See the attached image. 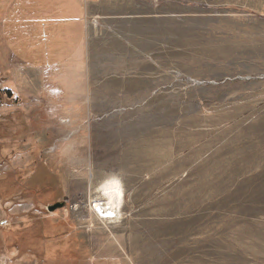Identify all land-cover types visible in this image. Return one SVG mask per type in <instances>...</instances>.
I'll return each mask as SVG.
<instances>
[{
	"label": "rangeland",
	"instance_id": "rangeland-1",
	"mask_svg": "<svg viewBox=\"0 0 264 264\" xmlns=\"http://www.w3.org/2000/svg\"><path fill=\"white\" fill-rule=\"evenodd\" d=\"M81 2L78 99L9 90L0 35V264H264V0Z\"/></svg>",
	"mask_w": 264,
	"mask_h": 264
},
{
	"label": "crops",
	"instance_id": "crops-1",
	"mask_svg": "<svg viewBox=\"0 0 264 264\" xmlns=\"http://www.w3.org/2000/svg\"><path fill=\"white\" fill-rule=\"evenodd\" d=\"M0 24L16 64L9 90L45 108L84 93L87 21L81 0H9Z\"/></svg>",
	"mask_w": 264,
	"mask_h": 264
},
{
	"label": "bare ground",
	"instance_id": "bare-ground-1",
	"mask_svg": "<svg viewBox=\"0 0 264 264\" xmlns=\"http://www.w3.org/2000/svg\"><path fill=\"white\" fill-rule=\"evenodd\" d=\"M97 189L100 198H96V200L91 202L93 212L101 220L118 218L122 212V208L125 206L126 190L122 179L116 175L111 176L101 182Z\"/></svg>",
	"mask_w": 264,
	"mask_h": 264
},
{
	"label": "water",
	"instance_id": "water-1",
	"mask_svg": "<svg viewBox=\"0 0 264 264\" xmlns=\"http://www.w3.org/2000/svg\"><path fill=\"white\" fill-rule=\"evenodd\" d=\"M60 205H59V203H56V204H54V205H51L50 206V209L51 210H54V209H56V208H58ZM8 221H7V217H6V215H3L1 218H0V224H5V223H7Z\"/></svg>",
	"mask_w": 264,
	"mask_h": 264
}]
</instances>
